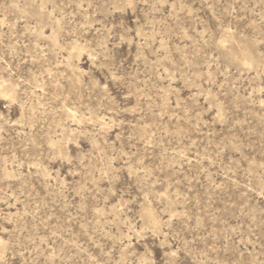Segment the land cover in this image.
I'll return each mask as SVG.
<instances>
[{"label":"rangeland","instance_id":"obj_1","mask_svg":"<svg viewBox=\"0 0 264 264\" xmlns=\"http://www.w3.org/2000/svg\"><path fill=\"white\" fill-rule=\"evenodd\" d=\"M0 80V264H264V0H0Z\"/></svg>","mask_w":264,"mask_h":264},{"label":"bare ground","instance_id":"obj_2","mask_svg":"<svg viewBox=\"0 0 264 264\" xmlns=\"http://www.w3.org/2000/svg\"><path fill=\"white\" fill-rule=\"evenodd\" d=\"M124 1L130 3L131 0H124ZM40 35H43V33H41ZM50 41L52 45H57L56 36L54 33L51 34ZM71 49L76 50L77 48L72 47ZM225 57L229 63L239 65L240 67H245L249 64L256 63V61L253 58L251 49L248 47H243L239 51L235 50L233 46L229 47L225 52ZM0 97L14 101L17 98L15 85H13V83H11L10 81L0 80ZM143 212H144V216L150 223H153L155 225L158 224L153 213L149 209L145 208Z\"/></svg>","mask_w":264,"mask_h":264}]
</instances>
